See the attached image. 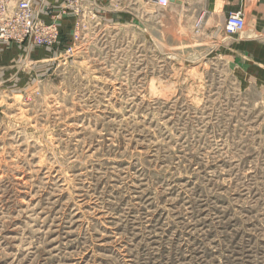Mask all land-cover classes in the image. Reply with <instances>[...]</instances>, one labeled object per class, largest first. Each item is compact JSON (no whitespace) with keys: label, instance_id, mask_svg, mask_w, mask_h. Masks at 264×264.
<instances>
[{"label":"rangeland","instance_id":"1","mask_svg":"<svg viewBox=\"0 0 264 264\" xmlns=\"http://www.w3.org/2000/svg\"><path fill=\"white\" fill-rule=\"evenodd\" d=\"M169 1L86 0L68 64L0 45V264H264L251 26Z\"/></svg>","mask_w":264,"mask_h":264},{"label":"built area","instance_id":"2","mask_svg":"<svg viewBox=\"0 0 264 264\" xmlns=\"http://www.w3.org/2000/svg\"><path fill=\"white\" fill-rule=\"evenodd\" d=\"M145 1L161 7L170 4L169 0ZM85 4L86 0H0V45L16 44L26 52L42 48L68 64L80 48L81 27L88 16ZM245 27L241 12H231L226 18L228 36L242 33ZM64 38L68 43L64 44Z\"/></svg>","mask_w":264,"mask_h":264},{"label":"crops","instance_id":"3","mask_svg":"<svg viewBox=\"0 0 264 264\" xmlns=\"http://www.w3.org/2000/svg\"><path fill=\"white\" fill-rule=\"evenodd\" d=\"M208 16L218 14L223 21L231 12L243 11L246 22L251 26L246 37L248 40L239 41L242 53H247L249 62L245 64H261L264 75V0H206Z\"/></svg>","mask_w":264,"mask_h":264}]
</instances>
